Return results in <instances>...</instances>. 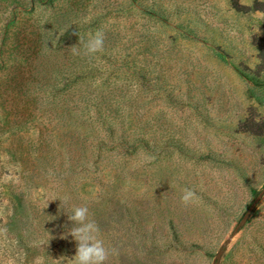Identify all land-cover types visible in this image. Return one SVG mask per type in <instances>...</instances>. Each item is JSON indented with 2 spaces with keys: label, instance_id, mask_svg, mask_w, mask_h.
<instances>
[{
  "label": "rangeland",
  "instance_id": "374dc122",
  "mask_svg": "<svg viewBox=\"0 0 264 264\" xmlns=\"http://www.w3.org/2000/svg\"><path fill=\"white\" fill-rule=\"evenodd\" d=\"M247 3L0 0V264H71L73 205L104 264H264V195L236 230L264 188V0Z\"/></svg>",
  "mask_w": 264,
  "mask_h": 264
},
{
  "label": "clouds",
  "instance_id": "9594fccd",
  "mask_svg": "<svg viewBox=\"0 0 264 264\" xmlns=\"http://www.w3.org/2000/svg\"><path fill=\"white\" fill-rule=\"evenodd\" d=\"M241 4L251 6L247 3V0H241ZM257 15H260V13H257ZM103 46L104 34L98 30L94 35L89 34L87 42L84 43V54L92 55L101 52ZM72 50L76 52V46L72 47ZM180 199L185 205L192 203L196 199V192L190 188H184ZM68 219L74 225L68 234L77 242L76 254L70 259L71 264H104L108 259L109 253L103 241L98 238L100 230L96 222L89 218L88 207L73 205ZM33 264H44V258L36 257Z\"/></svg>",
  "mask_w": 264,
  "mask_h": 264
},
{
  "label": "water",
  "instance_id": "95a60500",
  "mask_svg": "<svg viewBox=\"0 0 264 264\" xmlns=\"http://www.w3.org/2000/svg\"><path fill=\"white\" fill-rule=\"evenodd\" d=\"M263 195H264V188L258 194V196L256 197V199L251 203V205L247 209L246 213L244 214V216L242 217V219L240 220V222L236 226V230L239 229L248 220L249 216L251 215L252 211L255 209V207L257 206L258 202L263 197Z\"/></svg>",
  "mask_w": 264,
  "mask_h": 264
},
{
  "label": "trees",
  "instance_id": "16d2710c",
  "mask_svg": "<svg viewBox=\"0 0 264 264\" xmlns=\"http://www.w3.org/2000/svg\"><path fill=\"white\" fill-rule=\"evenodd\" d=\"M258 7H256L255 9H257Z\"/></svg>",
  "mask_w": 264,
  "mask_h": 264
}]
</instances>
